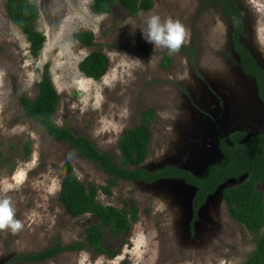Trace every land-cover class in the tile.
Segmentation results:
<instances>
[{
  "label": "rangeland",
  "instance_id": "1",
  "mask_svg": "<svg viewBox=\"0 0 264 264\" xmlns=\"http://www.w3.org/2000/svg\"><path fill=\"white\" fill-rule=\"evenodd\" d=\"M29 1L37 6L36 28L44 35L37 57L30 55L28 42L0 0V199L10 200L14 219L22 225L15 232L0 229V264L16 254L73 242L81 248L16 264H78L81 252L88 257L85 264L97 259L100 264H240L252 249V234L228 214L222 186L191 224L194 188L178 178L116 180L110 194L99 191L102 204H134L137 218L123 234L106 228L101 241L106 253L95 254L83 235L94 216L71 217L58 194L66 161L87 184L103 185L106 175L24 116L18 100L21 94L34 97L46 71L59 94L54 122L68 125L110 154H118L120 136L151 108L149 153L141 166L154 170L172 165L201 176L222 160L220 138L235 130L264 134V106L253 79L237 65L221 8L200 0H152L150 9L133 15L117 3L108 13L95 14L91 0ZM234 1L243 18L241 41L264 68V0ZM153 14L179 21L185 30L181 46L192 53H170L146 43L139 28ZM76 31H91L93 45L79 44L73 38ZM96 49L106 56L108 67L94 80L84 77L77 64ZM165 55L171 56L167 66L162 65Z\"/></svg>",
  "mask_w": 264,
  "mask_h": 264
},
{
  "label": "trees",
  "instance_id": "2",
  "mask_svg": "<svg viewBox=\"0 0 264 264\" xmlns=\"http://www.w3.org/2000/svg\"><path fill=\"white\" fill-rule=\"evenodd\" d=\"M5 12L9 21L20 31L28 42L32 57H37L44 43V35L37 30V6L29 0H4ZM201 4L218 6L228 21L231 50L237 56V65L241 72L253 79L256 94L264 106V68L252 56L241 41L244 28L242 13L234 0H200ZM119 4L129 15L146 11L153 5L152 0H91L90 10L95 14H106L112 4ZM73 38L83 46L93 45L91 31H76ZM189 47L180 46L178 51L188 52ZM189 53H192L190 50ZM170 55H165L162 65L167 66ZM108 60L100 50H93L77 64L78 71L86 78L99 79L107 70ZM23 115L36 122L52 139L63 142L72 152L84 158L105 173L103 185L86 183L74 174L72 165L63 164L58 200L71 217L86 214L94 216L95 221L83 228L84 241L95 254L106 253L101 246L103 232L106 228L113 234H123L137 218L134 204L122 207L102 204L97 199L100 191L110 194L116 180L140 181L152 183L160 179L178 178L192 186L191 224L196 220L199 210L207 198L220 186V194L230 217L252 234V249L240 264H264V134L247 136L244 131L235 130L226 138H220L218 148L222 160L207 167L201 176L191 171L172 165H165L154 170L141 166L149 153L151 138L150 125L154 118L151 108L140 113L137 125L125 130L118 141V154L99 151L85 136L76 134L68 125H57L53 114L57 108L59 94L45 71L36 83L33 98L18 95ZM23 156L27 157L30 149L23 146ZM235 185L223 186L228 180H240ZM261 186V189L259 188ZM81 248V243L68 245L54 244L42 251L16 254L4 264L34 263L49 259L64 251Z\"/></svg>",
  "mask_w": 264,
  "mask_h": 264
},
{
  "label": "clouds",
  "instance_id": "3",
  "mask_svg": "<svg viewBox=\"0 0 264 264\" xmlns=\"http://www.w3.org/2000/svg\"><path fill=\"white\" fill-rule=\"evenodd\" d=\"M141 38L148 44H151L153 49H166L170 53L179 50L184 37L185 30L182 24L171 18L161 20L159 15H149L144 21V27L139 28ZM139 61L138 59H135ZM8 187H11L10 185ZM7 190V189H6ZM21 222L14 219V209L11 206L8 198L0 199V229H10L15 232L21 228ZM78 264H85L87 254L80 253ZM95 264H100V259H97Z\"/></svg>",
  "mask_w": 264,
  "mask_h": 264
},
{
  "label": "flooded vegetation",
  "instance_id": "4",
  "mask_svg": "<svg viewBox=\"0 0 264 264\" xmlns=\"http://www.w3.org/2000/svg\"><path fill=\"white\" fill-rule=\"evenodd\" d=\"M222 14H223V13H222ZM223 17H224V16H223ZM225 138H226V137H225ZM225 138H224V139H225ZM218 141H219V140H218ZM219 151H220V150H219ZM221 154H222V153H221ZM222 158H223V156H222Z\"/></svg>",
  "mask_w": 264,
  "mask_h": 264
},
{
  "label": "water",
  "instance_id": "5",
  "mask_svg": "<svg viewBox=\"0 0 264 264\" xmlns=\"http://www.w3.org/2000/svg\"><path fill=\"white\" fill-rule=\"evenodd\" d=\"M263 68V67H262Z\"/></svg>",
  "mask_w": 264,
  "mask_h": 264
}]
</instances>
